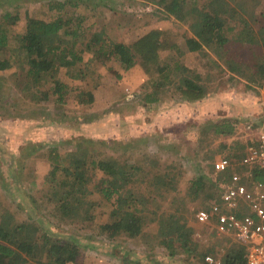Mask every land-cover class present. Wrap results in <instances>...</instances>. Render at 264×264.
I'll return each instance as SVG.
<instances>
[{
	"label": "trees",
	"instance_id": "1",
	"mask_svg": "<svg viewBox=\"0 0 264 264\" xmlns=\"http://www.w3.org/2000/svg\"><path fill=\"white\" fill-rule=\"evenodd\" d=\"M143 1L158 6V12L164 14V18L174 17L184 22L191 33L190 36L179 35L177 39L174 31L155 27L143 32L130 43L111 40L109 56H116L125 71L138 66L150 79L152 89L136 95L143 106L157 103L171 90L178 92L183 101L207 100V94L215 84H220L218 79H229L225 76V71L235 80L246 81L248 87L263 83L264 0ZM68 4H72V11L78 6L69 1ZM259 5H262V10L257 12ZM51 8L64 11L44 19L31 15V11L27 9L23 30L17 29V13L5 11L0 14V71L15 66L18 73L13 77H18V87L21 88L24 81L30 82V88L22 91L25 102H30L36 109L43 107L48 116L51 114L53 118H64L66 115L61 111L64 110L67 94L65 89L68 85L57 77V70L64 65L68 73H75L77 70L80 74L95 72L93 67L96 63L92 55L98 48L94 40L95 34L86 38L84 47L79 50L76 48L81 18L75 12L73 19L68 16L65 10L67 2H53ZM257 19H260L259 23L256 22ZM72 20H75V27L70 26ZM107 24L102 27L106 33ZM65 34H71L70 46L53 42L54 38ZM186 51L199 52L206 57L211 52L215 59H211V66L208 68L206 65L200 70L191 69L187 64L180 63L179 56ZM90 68L93 69L89 70ZM100 84L103 82L96 83L88 90L89 102L94 101L93 89L101 87ZM37 113L34 110L33 116ZM2 116H11L8 119L12 120L9 122L0 117L1 130L5 129L6 124L11 128L25 126L23 135H20L24 142L27 141L29 131L42 125L26 122L21 119L24 115L20 114ZM54 122V119L46 121L47 124ZM237 130L238 120L229 117L213 121L211 127L213 137H232L238 133ZM115 133L119 134L118 130ZM118 137L99 144V148L91 139L81 140L74 151L59 158L48 172L42 187L35 188L31 195L34 203L41 206L46 214L67 220L64 224L72 229L69 236L56 235L49 229L41 232L38 223H43L42 219L32 222L27 221L28 218L18 220L17 212L11 210L15 204L12 202L6 206L5 203L10 200L0 197V264H78L81 249L86 245L77 240V228L91 226L97 211L107 213L111 218L109 222H95L98 233L105 232L109 238H115L119 233H126L130 238L140 235L152 240L156 237L165 253L171 256L183 253L185 260L188 259L192 264L204 262L205 255L210 251L204 245L201 248L202 244L195 239L194 225L178 209L186 198L188 201L200 196L207 200L206 207L210 206L212 200L219 195L220 183L232 172L231 166L224 171L215 172L214 154L221 152L234 163L242 155V140L235 138L231 145L221 142L213 149L211 156L205 157V160H211L207 162L210 167L208 174L199 170V174L188 181L185 193L181 194L178 191L184 173L181 167L170 163L165 165L168 167L167 171L155 172L148 163L140 160L133 162L132 157L127 154L121 160L116 152L111 153L110 150H116V146L129 149L131 142H122ZM229 148L232 152L225 154ZM18 149L13 151L16 152L15 156H11L15 157L11 161L15 164L17 175L24 170V165L20 162L33 155L31 150ZM17 153H20L18 157ZM150 161H154L152 164L158 162L155 158H150ZM249 172L252 180L264 181L263 167L253 164ZM116 181L119 183L115 184ZM94 188L107 200V211H103L91 199L90 194ZM151 188L162 197L174 195L176 198L168 203L167 208L151 210V217L147 219L141 206L147 199L144 194ZM171 191L175 193H170ZM178 198L180 199L177 200ZM245 253L244 246L236 243L229 247L223 262L245 264Z\"/></svg>",
	"mask_w": 264,
	"mask_h": 264
},
{
	"label": "rangeland",
	"instance_id": "2",
	"mask_svg": "<svg viewBox=\"0 0 264 264\" xmlns=\"http://www.w3.org/2000/svg\"><path fill=\"white\" fill-rule=\"evenodd\" d=\"M56 1L67 2L65 10L71 19L74 12L81 18L76 40L78 50L84 47L87 37L91 38L95 34L94 40L98 48L92 55L96 63L93 67L95 72L80 74L76 69L75 74L74 71L66 72L64 65L58 68L57 77L68 85L65 89L67 94L64 110L61 111L66 116L53 118L51 114L49 116L45 114L43 107L36 109L30 102H25L22 91L30 88V82L24 81L21 88L18 87V77H13L18 73L15 66L0 71V117L11 122L12 118L8 119L11 116L2 115L20 114L24 115L21 119L26 122L42 124L35 127L32 132L29 131L26 142L20 139L25 126L11 128L6 124L5 129L0 128V197L10 200L4 202L6 206L12 202L15 204L11 210L17 212L18 220L28 218L27 221L32 222L42 219L43 223H38L41 232L43 229H49L56 235L69 236V233H72L71 227L64 224L67 220L46 214L41 206L34 203L31 195L35 188L42 187L48 172L59 158L74 151L83 139L95 141L99 148V144L120 136L123 139L118 137V140L131 142L130 148H125V151L122 146H116V150L114 148L110 152H116V156L121 160L127 154L132 157L133 162L140 160L142 163H148L155 172H165L168 168L165 165L175 163L184 170L183 180L178 186V191L184 194L188 181L196 177L199 170L208 174L210 167L207 162L211 160L207 161L205 157L211 156L213 149L221 142H228V145H231L235 138L243 139L245 147L247 123L252 124V128L264 127V80L263 83L248 87L246 81L235 80L227 71L225 76L229 79H218L220 84H215L213 90L207 94V100L183 101L174 90L148 107L143 106L139 98L136 99L137 94L152 89L150 79L138 66L131 71L123 70L116 56H109L112 41L122 40L130 43L143 32L155 27L174 31L177 39L179 35H191L184 22L174 17L164 18V14L159 13L158 6L154 4L143 0H0V14L5 11L17 13L19 17L17 29L23 30L28 10L31 11V15L44 19L62 13L64 10L51 8V4ZM68 1L77 3L75 11H72V4H68ZM261 6L257 7V12L262 10ZM256 22L259 23L260 19ZM105 24L110 37L103 31L102 27ZM70 26L75 27V20L70 22ZM71 38V34H65L54 38L53 42L70 46ZM179 58L181 64L199 70L206 65L207 68L211 66V59H215L211 52L206 57L199 52L188 51ZM92 75L94 80L92 78L88 80ZM100 82H103L100 84L102 86L93 89L94 101L91 103L87 92ZM34 110L38 111L36 116H33ZM224 117L238 120V133L232 137H213L211 131L213 121ZM48 119H54L55 122L47 124ZM17 148L33 152L32 156L20 162L24 165V170L18 175L17 169L14 168L15 164L11 161L12 158L15 160V157L11 156L16 153L13 151H17ZM229 151L232 152L231 148L224 153L229 154ZM19 154L17 153L16 157ZM219 155L223 153L215 152L213 159ZM150 158H155L158 162L152 164L154 161H150ZM174 191L170 193H175ZM90 197L103 211L108 210L107 200L97 189H93ZM144 197L147 199L141 207L147 219L151 217V210L167 208L168 203L176 198L174 195L162 197L153 188L147 191ZM206 203L207 200L203 196L188 201L186 198L178 212L180 214L183 212L195 226V239L202 244L201 248L204 245V248L208 249L213 244L211 233L195 218L196 211L206 207ZM110 220L107 213L97 211L96 219L91 226L77 228L79 229L77 240L86 245L81 249L78 264H192L188 259L185 260L184 254L171 256L165 253L156 237L152 240L140 235L130 238L126 233H119L115 238H109L105 232H96L95 222Z\"/></svg>",
	"mask_w": 264,
	"mask_h": 264
},
{
	"label": "built area",
	"instance_id": "3",
	"mask_svg": "<svg viewBox=\"0 0 264 264\" xmlns=\"http://www.w3.org/2000/svg\"><path fill=\"white\" fill-rule=\"evenodd\" d=\"M256 128V127H255ZM246 125V145L237 161L219 155L213 162L215 172L232 167L220 183L219 195L209 207L198 209L195 218L207 224L218 236L228 237L245 248V264H264V181L250 178L253 164L264 168V127ZM206 260L219 264L207 255Z\"/></svg>",
	"mask_w": 264,
	"mask_h": 264
},
{
	"label": "crops",
	"instance_id": "4",
	"mask_svg": "<svg viewBox=\"0 0 264 264\" xmlns=\"http://www.w3.org/2000/svg\"><path fill=\"white\" fill-rule=\"evenodd\" d=\"M243 142V139H241ZM245 140V139H244ZM245 149V147H244ZM244 149L242 150L241 154H243ZM200 224V223H199ZM201 226L206 227L209 232L211 233V238H212V245L208 248L209 249V253L206 255H212L214 257V259L218 260L220 262V264H224L223 262V257L225 258V255L227 254V251L229 249V247H231L232 245L236 244L235 242H233L232 239L228 238V237H223V236H218L217 234H215L212 229L210 228L209 225L207 224H200ZM195 228V226H194ZM196 233V231H195ZM183 254V253H181ZM205 255V256H206ZM199 264H209L207 262H200Z\"/></svg>",
	"mask_w": 264,
	"mask_h": 264
},
{
	"label": "clouds",
	"instance_id": "5",
	"mask_svg": "<svg viewBox=\"0 0 264 264\" xmlns=\"http://www.w3.org/2000/svg\"><path fill=\"white\" fill-rule=\"evenodd\" d=\"M235 243H236V242H235ZM206 256H207V255H206ZM206 256H205V257H206ZM209 256L213 257L212 255H209ZM205 257H204V259H205V261H207ZM213 259H214V257H213ZM214 261H218V260L214 259ZM207 262H208L209 264H214V262H209V261H207ZM219 264H220V262H219Z\"/></svg>",
	"mask_w": 264,
	"mask_h": 264
}]
</instances>
